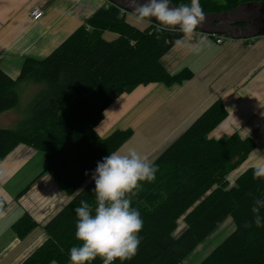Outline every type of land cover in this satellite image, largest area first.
Returning a JSON list of instances; mask_svg holds the SVG:
<instances>
[{"label":"trees","instance_id":"obj_1","mask_svg":"<svg viewBox=\"0 0 264 264\" xmlns=\"http://www.w3.org/2000/svg\"><path fill=\"white\" fill-rule=\"evenodd\" d=\"M246 1L257 0L200 3L204 12L217 13ZM189 2L171 0L175 6ZM124 15L122 8L109 2L47 56L24 58L16 78L0 68V113L17 108L21 115L13 126L0 128V161L19 144L44 152L46 160L42 172L15 198L25 194L43 174L72 196L44 225L46 240L21 264H71L69 250L79 243L74 209L82 199L95 204L92 175L97 162L133 133L128 128L116 129L106 137L97 134L95 127L107 106L139 84L170 86L193 76L187 67L170 72L160 61L182 33L157 32L153 22L141 30L126 22ZM106 30L118 37L106 40L102 36ZM20 84H26L23 93H35L23 106L17 91ZM227 115L222 100L216 99L153 161L158 168L156 179L141 182V190L132 198V206L143 221L139 251L123 264H178L228 216L234 230L198 264H264V227H245L253 219V200L264 198V179L254 178L255 167H248L234 177L233 184L229 181V175L255 149V142L237 132L218 138L210 135ZM0 201L1 213L6 202ZM181 217L186 228L176 237L173 232ZM36 226L24 212L11 228L23 238ZM101 261L97 257L91 264ZM114 264L122 262L117 259Z\"/></svg>","mask_w":264,"mask_h":264},{"label":"crops","instance_id":"obj_2","mask_svg":"<svg viewBox=\"0 0 264 264\" xmlns=\"http://www.w3.org/2000/svg\"><path fill=\"white\" fill-rule=\"evenodd\" d=\"M105 2L0 0V68L11 78H16L24 58H43L50 54ZM35 5H40L44 14L33 21L29 12ZM124 17L126 22L141 30L152 24L138 22L131 12ZM102 36L114 40L118 34L106 30ZM200 41L202 50L198 54L175 43L160 58L170 72L189 68L193 72L189 80L170 86L161 82L137 85L107 106L95 130L99 136L106 137L116 129H132L131 137L116 151L126 153L135 149L153 162L220 98L228 115L210 133L211 137L237 132L255 142V149L249 157L229 175V180H233L246 168L264 164V36L228 38L217 43L213 37L199 34L191 43ZM8 112L13 119L5 124L6 128L13 126L19 118L15 110ZM37 153L34 148L19 144L0 161V199L6 202V208L0 213V264H21L35 251L47 238L44 225L72 197L63 192L48 174H43L25 194L15 198L39 174L33 172L32 166L27 168ZM24 212L35 220L37 226L25 237L18 238L11 225ZM230 218L228 216L219 223L181 263L198 264L209 254L228 231L234 230ZM180 219L179 225L182 222V226L184 222L182 217Z\"/></svg>","mask_w":264,"mask_h":264},{"label":"clouds","instance_id":"obj_3","mask_svg":"<svg viewBox=\"0 0 264 264\" xmlns=\"http://www.w3.org/2000/svg\"><path fill=\"white\" fill-rule=\"evenodd\" d=\"M136 19L141 23L157 22V32L179 31L186 39L175 43L198 54L202 41L191 43L199 36L198 27L205 21V12L200 0L173 6L171 0H129ZM135 40L130 41L134 45ZM158 168L147 156L135 149L126 153L113 151L97 162L92 179L95 183V204L81 200L74 209L76 213L75 238L79 243L69 250L71 264H91L97 257L102 264H114L115 260H132L139 251L143 221L138 209L132 206V198L142 188L141 182L156 179ZM87 174V173H86ZM254 178L264 179V164L255 167ZM3 202L0 201V209ZM264 198H255L251 211V223L264 227ZM55 264V262H53Z\"/></svg>","mask_w":264,"mask_h":264},{"label":"water","instance_id":"obj_4","mask_svg":"<svg viewBox=\"0 0 264 264\" xmlns=\"http://www.w3.org/2000/svg\"><path fill=\"white\" fill-rule=\"evenodd\" d=\"M107 1L118 5L127 12L134 13L129 6V0ZM205 16V21L198 27L197 31L222 34L231 39L264 36V0L242 2L223 12H205ZM152 22L157 24L155 20Z\"/></svg>","mask_w":264,"mask_h":264},{"label":"rangeland","instance_id":"obj_5","mask_svg":"<svg viewBox=\"0 0 264 264\" xmlns=\"http://www.w3.org/2000/svg\"><path fill=\"white\" fill-rule=\"evenodd\" d=\"M127 13V12H126ZM125 13V14H126ZM125 16V15H124ZM88 18V17H87ZM84 23V21L81 23V24H83ZM80 24V25H81ZM79 25V26H80ZM78 26V27H79ZM75 30V29H74ZM24 85H26V84H20L19 86H17V91H18V93L21 95V99H20V105L21 106H23L24 104H26L32 97H34V92H24L23 93V90H22V87L24 86ZM13 109H16L15 110V113L17 114V115H19V116H21L20 115V111L17 109V108H13ZM7 116H9L11 119L10 120H8V117ZM12 119H13V115L12 114H10L9 112H8V110L7 111H4V112H1L0 113V127L1 128H6V123H9V122H11L12 121ZM9 128V127H8ZM45 154H44V152H41V151H38V153L36 154V156L29 162V164H28V166H27V168L28 167H33V172H35V174L36 173H40V172H42V170L44 169V167H45ZM231 178V177H230ZM230 181V184H232L233 183V180H229ZM231 219V218H230ZM179 221H182L181 219H179L178 220V225H177V228H176V230L173 232V234L175 235V236H179L182 232H183V230L186 228V224L185 223H183L182 224V226H181V223L182 222H180V225H179ZM221 223V222H220ZM234 223V222H233ZM231 233V231H228V233H226L227 235H225V238H226V236H228L229 234ZM178 264H184V263H181V262H179Z\"/></svg>","mask_w":264,"mask_h":264},{"label":"built area","instance_id":"obj_6","mask_svg":"<svg viewBox=\"0 0 264 264\" xmlns=\"http://www.w3.org/2000/svg\"><path fill=\"white\" fill-rule=\"evenodd\" d=\"M109 3V2H108ZM112 3V2H110ZM122 11L126 12L125 10L122 9ZM44 14V10L43 8L40 6V5H35L31 8L30 12H29V17L31 20H38L40 19ZM199 34H206L208 36H211L215 39V41L217 43H222L224 42L226 39H228V37H226L225 35H222V34H217V33H203V32H200V31H197ZM102 264V261L101 263Z\"/></svg>","mask_w":264,"mask_h":264}]
</instances>
